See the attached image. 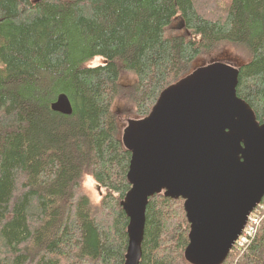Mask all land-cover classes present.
<instances>
[{
    "label": "trees",
    "instance_id": "trees-1",
    "mask_svg": "<svg viewBox=\"0 0 264 264\" xmlns=\"http://www.w3.org/2000/svg\"><path fill=\"white\" fill-rule=\"evenodd\" d=\"M223 46L247 53L236 95L262 124L264 0H0V264H124L116 113L146 118ZM58 95L70 116L51 110ZM183 203L148 200L140 264H188ZM223 264H264V218Z\"/></svg>",
    "mask_w": 264,
    "mask_h": 264
},
{
    "label": "water",
    "instance_id": "water-1",
    "mask_svg": "<svg viewBox=\"0 0 264 264\" xmlns=\"http://www.w3.org/2000/svg\"><path fill=\"white\" fill-rule=\"evenodd\" d=\"M183 29V24L177 27ZM188 35V32H185ZM239 67L213 62L160 94L150 114L127 120L131 188L119 202L128 219L124 264H140L148 200H183L188 264H223L264 198V122L237 97ZM70 116L65 95L51 105Z\"/></svg>",
    "mask_w": 264,
    "mask_h": 264
},
{
    "label": "rangeland",
    "instance_id": "rangeland-1",
    "mask_svg": "<svg viewBox=\"0 0 264 264\" xmlns=\"http://www.w3.org/2000/svg\"><path fill=\"white\" fill-rule=\"evenodd\" d=\"M249 61H250V59H249L247 53L243 49H235L232 46H223V47L219 48L218 51L214 52L211 56L199 58L194 63L192 71L198 67H203V66L208 65V64L213 63V62H226V63L231 62L232 65L237 66V67H241L242 65L247 64ZM103 64H104L103 59L96 58L91 63H89L88 66L89 67H97V66H100ZM126 80L129 81V79H126ZM116 115L118 117V122H119L121 133H122V130L126 127L127 120H135L133 117L124 116L123 114H121L119 112H117ZM86 190L89 191L91 193V195L94 197V199H96V200H98L102 196L101 192H99V189L96 188V185L91 180L87 181ZM260 207L264 208V206L262 204ZM263 213H264V211L262 212V209H260L259 213H258L259 218H262L264 216ZM236 255H237V253H236Z\"/></svg>",
    "mask_w": 264,
    "mask_h": 264
},
{
    "label": "built area",
    "instance_id": "built-area-1",
    "mask_svg": "<svg viewBox=\"0 0 264 264\" xmlns=\"http://www.w3.org/2000/svg\"><path fill=\"white\" fill-rule=\"evenodd\" d=\"M260 206L261 205L257 206L255 208V210L249 215V217L247 219V224H246L241 236L235 242L234 247H242L245 243L248 242V239L250 237H253L254 234L256 233V231L260 225V222L262 221V218L264 217L263 216L262 218H259V215H258L259 210L262 209V212H263V208H261Z\"/></svg>",
    "mask_w": 264,
    "mask_h": 264
}]
</instances>
